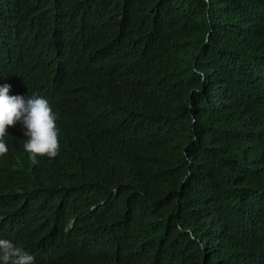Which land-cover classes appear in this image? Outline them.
Segmentation results:
<instances>
[{
    "label": "trees",
    "instance_id": "obj_1",
    "mask_svg": "<svg viewBox=\"0 0 264 264\" xmlns=\"http://www.w3.org/2000/svg\"><path fill=\"white\" fill-rule=\"evenodd\" d=\"M16 1L0 0V13ZM30 9L24 57L91 63L113 84H64L56 105L86 126L63 167L7 159L0 234L34 264H264V0H20L15 10Z\"/></svg>",
    "mask_w": 264,
    "mask_h": 264
},
{
    "label": "clouds",
    "instance_id": "obj_2",
    "mask_svg": "<svg viewBox=\"0 0 264 264\" xmlns=\"http://www.w3.org/2000/svg\"><path fill=\"white\" fill-rule=\"evenodd\" d=\"M19 1L0 13V172L11 157L20 166L23 154L33 165L42 159L63 167L80 151V135L86 126L83 116L56 105L64 84L72 77H97L106 85L113 84L109 73L91 63L60 69L52 62L41 63L39 57H24L21 38L32 30L36 18L32 9L28 18L18 14ZM259 31L256 43L264 46ZM177 230L183 231L180 225ZM75 238L79 240L76 234ZM34 260L13 236L0 234V264H34ZM100 264L122 262L103 257Z\"/></svg>",
    "mask_w": 264,
    "mask_h": 264
},
{
    "label": "bare ground",
    "instance_id": "obj_3",
    "mask_svg": "<svg viewBox=\"0 0 264 264\" xmlns=\"http://www.w3.org/2000/svg\"><path fill=\"white\" fill-rule=\"evenodd\" d=\"M73 88V87H72ZM14 163V162H13ZM25 164V163H24ZM12 166V165H11ZM11 172V171H10ZM7 174V173H6ZM14 177V176H13ZM15 178V177H14ZM19 178H21V177H19ZM29 178V177H28ZM8 180V179H7ZM12 182V181H11ZM4 187V186H3ZM14 189V188H13ZM20 190V189H19ZM18 190V191H19ZM17 193V192H16ZM4 194V193H3ZM7 195V194H6ZM5 196V195H4ZM5 198H7V197H5ZM4 204V203H3ZM7 206V205H6ZM5 209V208H4ZM6 210V209H5ZM10 213H12V212H10ZM13 214V213H12ZM8 216V215H7ZM12 217V216H11ZM2 218V217H1ZM5 218V217H4ZM17 218V217H16ZM10 220V219H9ZM16 220V219H15ZM21 220V219H20ZM3 221V220H2ZM1 223V222H0ZM3 223H5V221L3 222ZM13 224V223H12ZM70 225V224H69ZM68 228V227H67ZM39 231V230H38ZM61 232V231H60ZM70 234V233H69ZM38 236V235H37ZM62 237V236H61ZM69 239V238H68ZM58 240V239H57ZM28 241V240H27ZM37 241H38V239H37ZM55 241V240H54ZM29 243H32V242H29ZM28 243V244H29ZM32 246V245H31ZM35 247V246H34Z\"/></svg>",
    "mask_w": 264,
    "mask_h": 264
}]
</instances>
